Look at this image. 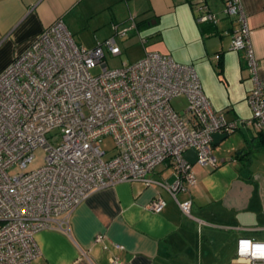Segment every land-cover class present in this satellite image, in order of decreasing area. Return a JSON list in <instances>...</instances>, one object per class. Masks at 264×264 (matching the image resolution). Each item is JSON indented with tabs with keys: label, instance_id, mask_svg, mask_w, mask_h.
I'll return each mask as SVG.
<instances>
[{
	"label": "built area",
	"instance_id": "built-area-1",
	"mask_svg": "<svg viewBox=\"0 0 264 264\" xmlns=\"http://www.w3.org/2000/svg\"><path fill=\"white\" fill-rule=\"evenodd\" d=\"M194 7L197 22L218 20L205 1ZM222 13L233 18L230 48L244 52L252 82L248 119L227 121L216 113L195 68L147 49L145 37H139L140 59L109 67L106 56L121 54L118 39L137 29L134 15L90 48L76 43L58 18L14 55L0 72V264H31L40 255L38 231L68 232L77 205L121 181L157 183L190 215V197L178 196L196 183L184 152L193 148L195 163L215 168L214 133L243 125L264 132V82L241 0H224ZM178 96L187 101L183 113L170 103ZM105 137L112 139V153L101 147ZM38 147L44 163L27 170ZM160 165L170 169V182L151 177ZM165 204L156 197L149 208L159 212ZM235 255L245 264H264V241L240 237Z\"/></svg>",
	"mask_w": 264,
	"mask_h": 264
},
{
	"label": "crops",
	"instance_id": "crops-1",
	"mask_svg": "<svg viewBox=\"0 0 264 264\" xmlns=\"http://www.w3.org/2000/svg\"><path fill=\"white\" fill-rule=\"evenodd\" d=\"M196 1L0 0V72L58 18L76 43L90 48L134 15L137 29L118 39L121 53L145 37L147 49L195 68L216 113L227 121L248 119L252 82L244 52L230 48L233 18L222 13L224 0H203L218 20L199 23ZM241 4L264 82V0ZM212 151L218 165H192L196 183L178 195L190 197V215L157 183L121 181L77 205L68 232L38 231L40 255L31 264H245L235 255L237 239L264 241V134L243 125L212 142ZM150 175L173 179L164 165ZM156 197L166 202L159 212L149 208Z\"/></svg>",
	"mask_w": 264,
	"mask_h": 264
},
{
	"label": "rangeland",
	"instance_id": "rangeland-1",
	"mask_svg": "<svg viewBox=\"0 0 264 264\" xmlns=\"http://www.w3.org/2000/svg\"><path fill=\"white\" fill-rule=\"evenodd\" d=\"M141 45V44H140ZM147 45V43H146ZM144 49L142 45L139 47L138 45H131L128 47L125 51H123L119 56L116 57H110L106 56V61L108 63L109 67H116L119 66L124 60L126 62H133L138 59H140L143 55L141 54ZM99 69H94L92 72L96 73ZM173 108L178 111L179 113H183L184 109L186 107V98L184 96H178L174 97L170 101ZM101 147L108 151V153H112L113 151V142L111 137H105L101 143ZM45 150L42 147H38L34 150V157L33 159L28 163L26 169L32 170L36 169L39 166H41L44 163V157H45ZM15 169L13 168L12 171Z\"/></svg>",
	"mask_w": 264,
	"mask_h": 264
},
{
	"label": "water",
	"instance_id": "water-1",
	"mask_svg": "<svg viewBox=\"0 0 264 264\" xmlns=\"http://www.w3.org/2000/svg\"><path fill=\"white\" fill-rule=\"evenodd\" d=\"M226 136H227V134H225V133H214L212 136V138H213L212 142L219 141V140L225 138ZM183 156L192 165L195 164V162H196V151L193 148L187 149L184 152Z\"/></svg>",
	"mask_w": 264,
	"mask_h": 264
},
{
	"label": "trees",
	"instance_id": "trees-1",
	"mask_svg": "<svg viewBox=\"0 0 264 264\" xmlns=\"http://www.w3.org/2000/svg\"><path fill=\"white\" fill-rule=\"evenodd\" d=\"M257 133H262V134H264V132H257Z\"/></svg>",
	"mask_w": 264,
	"mask_h": 264
}]
</instances>
